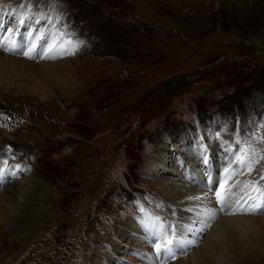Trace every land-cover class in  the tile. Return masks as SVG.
I'll list each match as a JSON object with an SVG mask.
<instances>
[{
	"label": "rangeland",
	"instance_id": "rangeland-1",
	"mask_svg": "<svg viewBox=\"0 0 264 264\" xmlns=\"http://www.w3.org/2000/svg\"><path fill=\"white\" fill-rule=\"evenodd\" d=\"M61 3L64 10L58 9ZM27 6L54 13L49 29L70 47L62 57L52 37L38 35L35 44L48 52L34 63L45 58L70 65L54 78L42 76L45 99L38 85L26 89L24 78L11 80L8 90L0 86V159L14 165L1 151L13 142L31 172L0 190L7 192L8 206H23L20 215L26 218L17 227L1 218L0 264H141L150 258L137 244L144 238L131 230L132 240L120 236L123 223L155 218L135 211L132 201L145 198L143 191L164 201L163 180L183 185V168L192 167L187 150L200 152L193 149L200 124L209 133L215 166L227 161L218 160L222 146L213 145L217 130L220 140L233 137L253 154L245 164L251 167L248 176L264 177V0H0L6 18L0 19V36L17 22L14 7ZM19 25L15 29L26 45L29 28ZM161 145L176 162L167 164V173L155 165ZM32 186L21 201V188ZM167 208L175 211L174 205ZM168 233L166 228V241ZM174 240L179 245L175 237L171 247ZM255 244L247 246L257 255L248 264H264V241ZM193 251L179 256L186 260ZM235 256L232 264H245Z\"/></svg>",
	"mask_w": 264,
	"mask_h": 264
},
{
	"label": "bare ground",
	"instance_id": "bare-ground-1",
	"mask_svg": "<svg viewBox=\"0 0 264 264\" xmlns=\"http://www.w3.org/2000/svg\"><path fill=\"white\" fill-rule=\"evenodd\" d=\"M6 2L7 1L3 2L2 4ZM64 8H65V3H61L60 5H58V9L64 10ZM3 16L4 15H0V19L2 18L1 23L3 22L5 23V20H6V18H4ZM7 21L9 20L7 19ZM10 30L12 29L10 28ZM29 34H30V31H29ZM29 37L30 38L28 40V43H26V46L29 47V46L35 45V47H38L35 44L39 42V39H37L38 34L29 36ZM20 43L23 44L21 40H20ZM47 48L48 47L44 49L43 48L38 49L37 56L42 55V52ZM31 53H32V50H31ZM43 59H44V62L42 60L40 63L36 62V63H39V64H36L33 61H30L28 59L10 57L9 54H7L6 52L0 53V86L2 84L6 87L5 90H8L10 87L11 80L17 79V77L24 78L26 80L25 84L27 85L29 84L26 87V89L31 90L32 87L36 88V85H38L39 87H37V89L40 90L41 97L45 99L46 91L42 87L43 85L42 83H40V81L43 79V77L44 79L46 78L51 79L52 77L54 78L57 74H59L60 71H63L69 68L70 64L66 63L67 61L65 62L63 60L62 61L60 60L52 61L51 59L48 61V60H45V58ZM25 84L24 86H26ZM24 86L21 85L19 88L22 89V87ZM65 90H66V87H65ZM184 142L187 145L188 139L186 138ZM223 147L224 145H222V148ZM160 148H161V151H160L161 154L159 156L160 158L157 160L158 164H155V165L157 167L158 166L161 167L162 171H165L166 169L170 167L168 166L167 168L168 163H171L172 164L171 166L176 167V162L174 163L168 151L164 152V149H166V147L164 145H161ZM208 150L209 152L212 151L210 149ZM188 152L189 150H187L186 152V157L188 159L187 163L189 164L191 163L192 167H187V169L183 168V170H184L185 175L188 173L191 174L192 177L196 179V182L189 183L185 181L186 180L185 175H183V183H182L183 185L181 187H179L180 183H177V182L174 185L172 184L170 185V184H167L166 180H163V182L160 181L162 183V187L160 189L163 191V193L166 196V202H168L169 205L171 206L174 205L175 206L174 212L178 214V217L175 220L176 222H179V226H178L179 233L176 236L172 235L173 232L169 231L168 233L170 234L169 237L172 235L170 239L173 240L175 239V237H177L179 241V245H178L177 243H175V240H174V245H175L174 247H171V245H167V247H170L172 249V253L174 254L173 257L176 258L175 261H173L171 264H232L233 259H236L234 258L236 257L235 254H239L238 260L241 259L243 263L245 264L250 263V261H252L257 255L252 253V249H247V246H250L256 243L255 246H253V247H256L257 245L261 244L264 241V216H261L260 214L259 215H255V214L231 215V214H227L226 211L230 209L231 207L238 206V204L242 202V200L244 199V198L242 199L243 197L242 193L247 194V187L243 183L242 179L246 177L247 174H249L250 172L249 168L251 167L249 165H245L242 169L241 174H237L233 171L227 180H225L224 178L225 186L223 187V190H226V187L228 188L229 185L233 187L230 189V191L226 195H224V197L225 196L227 197L223 199V203H222L223 211H221V209L218 208L215 204L213 193L208 191L207 188H203V186H206L207 182L209 181L211 182L210 180L211 177L214 178V181L211 182L213 187L215 185H218V183H220L221 174L223 173V170L227 164V161H225L226 163L221 162V167L220 165L215 166V164H213L209 156L206 157L205 154L200 153V152L196 154H193V152H190V153ZM221 153H222V150H219L218 155H220ZM197 155H198V158L195 159ZM218 160L223 161L222 158H218ZM204 164H207V166L205 167ZM0 165H3V162L1 159H0ZM14 166H16L17 168H20L21 176L18 174L17 176L11 178V180L14 178H15L14 180H18L17 178L19 177L20 179H22L27 174L31 173V172H28V169L25 168V166L23 165V162L22 164H18V165L14 163ZM219 167L221 169L220 170L221 172L218 177L217 168ZM158 172L159 171H157V173ZM165 172L167 173V170ZM180 175L181 174H179V176ZM206 179L208 180L206 181ZM7 182L2 181L0 183V186L2 185L0 187V190L1 188L5 186L4 184H6ZM11 182H9L8 184H11ZM20 183L22 184L23 181ZM33 186L32 188L31 187L21 188L18 198H20V200L24 202L30 193V189L33 190L34 188ZM6 193L4 192L0 194V207H1L0 211L4 210L2 206L7 205V202L3 199L6 196ZM244 209L246 208L244 207ZM22 210H23L22 205L18 204L17 208L11 205L9 206L7 205V208L5 209V211H7V215L5 214L6 215L5 218L0 216V220L1 218L4 221L7 220L6 222H4L6 223L5 225H7L8 221L9 222L12 221L11 223L14 224V227H17L18 225L20 226L22 225V221L25 222L26 220L25 216L20 215ZM147 210L148 209L145 207L144 212ZM148 211H152V210H148ZM219 218H221V220H218ZM153 219L154 218L150 216V218L148 217V218L143 219L144 221L143 223H138L134 219H130V220L129 218L126 219L123 223L124 231H121L120 236L123 239L132 240V236L128 235V231L131 230V231H134L135 234H138V236L144 238V240L138 239V242H137L138 247L140 248V251H143V252L149 251L152 253V255L150 256V258H147V259L145 258L144 259L145 261H142L141 264H154V263H157L158 259H159V263L157 264H166L167 259H169L170 256H172L171 254H169L167 249L164 250L166 236L162 237L163 239L158 241L159 242L158 244L161 245V249L159 252H157V250L155 249V252H156L155 253L151 249L152 244H153L151 242H153L152 240H154L155 238V236H153L152 234V230L156 228L152 225ZM213 223H215V225H212ZM208 226L212 228L208 236L204 238V233ZM161 227L163 231L165 232L166 228L163 227L162 225ZM0 229L2 228L0 227ZM125 229L127 230L125 231ZM124 232H127V233L124 234ZM165 234L167 235V233ZM225 241H227L228 244L225 243ZM154 243L156 244L155 241ZM113 244L115 243L113 242ZM227 247H228V252L230 251V254H227V252L225 253V251L227 250ZM191 251L193 252L191 253L190 256H188V259L185 260V259L180 258L179 256L180 254H186ZM231 254H233L232 257H231ZM135 258L137 259V257ZM72 263H74L73 260H72Z\"/></svg>",
	"mask_w": 264,
	"mask_h": 264
},
{
	"label": "snow or ice",
	"instance_id": "snow-or-ice-1",
	"mask_svg": "<svg viewBox=\"0 0 264 264\" xmlns=\"http://www.w3.org/2000/svg\"><path fill=\"white\" fill-rule=\"evenodd\" d=\"M37 39H39V37H37ZM33 47H35V45H33ZM25 54H26V55H31V49L29 50L28 53H25ZM217 195H218V197H219V193H218ZM220 199H221V202H223V197H220ZM257 207L259 208L260 205H258ZM172 243H173V240H172V239H169V240H167V241L165 242V246H166L167 251L169 252V254L174 255V254L172 253V249H171L170 247H167V245H170V244H172ZM155 247H156L157 252H159L160 249H161V245H160V244H157Z\"/></svg>",
	"mask_w": 264,
	"mask_h": 264
}]
</instances>
